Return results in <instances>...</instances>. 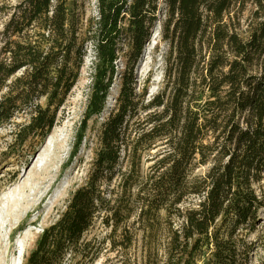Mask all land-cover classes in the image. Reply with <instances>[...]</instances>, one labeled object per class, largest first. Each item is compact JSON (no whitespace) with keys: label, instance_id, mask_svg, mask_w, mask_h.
Returning <instances> with one entry per match:
<instances>
[{"label":"trees","instance_id":"obj_1","mask_svg":"<svg viewBox=\"0 0 264 264\" xmlns=\"http://www.w3.org/2000/svg\"><path fill=\"white\" fill-rule=\"evenodd\" d=\"M79 1L21 0L0 32V125L20 106L34 107L29 124L16 131L21 143L52 132L92 46L94 83L78 147L88 121L104 110L121 44L130 48L94 169L26 264H67L77 255L93 260L88 245L81 250L84 235L99 218L116 235L125 207L115 205L108 187L122 176L129 191L139 176L124 172L123 161L152 149L159 150L140 199L144 214L166 213L165 264H245L243 236L256 231L264 211V0H97L98 18L85 38L68 7ZM249 4L253 20L244 38L241 18ZM163 6L174 59L164 90L145 104L134 72ZM141 112L143 128L135 132L131 120ZM206 166L204 177L191 179ZM190 198L197 204L183 207Z\"/></svg>","mask_w":264,"mask_h":264},{"label":"rangeland","instance_id":"obj_2","mask_svg":"<svg viewBox=\"0 0 264 264\" xmlns=\"http://www.w3.org/2000/svg\"><path fill=\"white\" fill-rule=\"evenodd\" d=\"M20 1L0 0V32L9 18L7 12ZM68 7L79 19L83 38L89 37L98 18V1L81 0L76 6L70 3ZM253 12L254 8L249 4L242 14L240 34L244 38L253 20ZM165 21L163 6L134 72L136 92L140 97L146 94L145 104L164 90L166 76L173 64L171 46L164 37ZM121 46L104 110L88 121L78 147L77 135L82 131L94 83L95 53L92 46L88 48L77 84L58 110L56 125L50 134L46 137L31 135L24 143L19 141L21 137L16 138L17 129L27 126L31 120L34 109L31 104L20 106V111L10 122L0 125V264H26L44 230L61 218L74 192L88 180L101 147L103 124L118 107L121 76L126 70V56L130 52L127 43ZM39 103L46 106L44 98ZM141 114L131 120L135 132L143 128L145 115ZM134 139L135 136L131 141ZM129 150L132 153V143ZM157 150L144 151L138 154V158L130 156L123 161L121 167L124 172L139 176V181L129 191L122 187V176L116 177L107 189L112 192L108 196L117 202L116 206H125L117 217V234H112V227H107L103 218L97 219L81 241V250L88 245L87 250L93 260L85 262L77 255L67 264H165L171 233L166 213L144 214L140 199L145 194L142 184L150 175ZM209 167L195 169L191 179L204 177ZM262 176L259 193L264 197V173ZM197 202V198H190L183 207ZM112 224L115 225L113 221ZM243 239L247 247L245 264H264V211L259 214L256 231L243 236ZM197 264H203V260Z\"/></svg>","mask_w":264,"mask_h":264},{"label":"bare ground","instance_id":"obj_3","mask_svg":"<svg viewBox=\"0 0 264 264\" xmlns=\"http://www.w3.org/2000/svg\"><path fill=\"white\" fill-rule=\"evenodd\" d=\"M21 255V254H20ZM20 263V262H19Z\"/></svg>","mask_w":264,"mask_h":264}]
</instances>
